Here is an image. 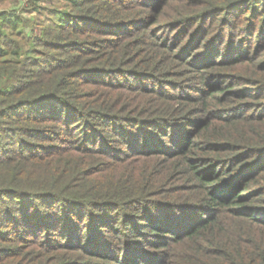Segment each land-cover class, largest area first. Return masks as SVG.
<instances>
[{
    "label": "trees",
    "instance_id": "16d2710c",
    "mask_svg": "<svg viewBox=\"0 0 264 264\" xmlns=\"http://www.w3.org/2000/svg\"><path fill=\"white\" fill-rule=\"evenodd\" d=\"M18 3L0 264H264V0Z\"/></svg>",
    "mask_w": 264,
    "mask_h": 264
},
{
    "label": "rangeland",
    "instance_id": "374dc122",
    "mask_svg": "<svg viewBox=\"0 0 264 264\" xmlns=\"http://www.w3.org/2000/svg\"><path fill=\"white\" fill-rule=\"evenodd\" d=\"M18 2H19L18 5L17 6H13V7H16V9H18L19 11L21 10L22 7H27L31 3H34L36 6H42V5L44 6L45 5L44 4V0H18ZM22 15H23L24 18H29L30 17V15L27 14V13H23ZM37 15H38L37 12H34L33 14H31L32 17L33 16L38 17ZM29 32L32 33L31 30H29Z\"/></svg>",
    "mask_w": 264,
    "mask_h": 264
}]
</instances>
